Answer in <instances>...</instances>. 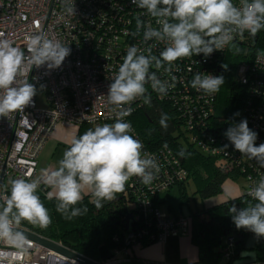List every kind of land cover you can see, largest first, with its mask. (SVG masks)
Masks as SVG:
<instances>
[{"label": "built area", "instance_id": "2783aa9c", "mask_svg": "<svg viewBox=\"0 0 264 264\" xmlns=\"http://www.w3.org/2000/svg\"><path fill=\"white\" fill-rule=\"evenodd\" d=\"M234 3L239 4V0H234ZM64 4L65 0H0L2 38L11 40L26 55L28 38L40 32L71 49L59 68L48 70L44 65L30 71L28 80L37 88V94L33 103L24 110L28 125L20 121L18 112L9 118L0 117V194H7L11 179H38L41 176L43 169L38 166V157L56 126L87 124L94 129L104 123L115 122L116 111L108 103L107 94L128 47L135 45L146 55V49L151 48L152 54L157 56L166 47L163 42L143 41L142 32L136 37L131 34L135 30L137 16L146 25L159 27L131 0H74L75 15L67 14ZM251 42L247 32L237 35L234 41L244 47L245 55ZM230 46L223 51H214L207 58L200 54L179 59L173 63L169 73L162 69L158 71L162 81L172 83L175 76V86L162 96L146 85L151 103L145 104L142 99H137L131 105H125L133 110L124 119L131 123L130 117L144 108L160 106L166 109L179 123L183 135L180 139L185 137L186 142L203 154L219 160L225 170L237 172L245 183L241 195L251 199L247 193L264 176V168L235 150L224 133L233 123L247 119L249 128L258 134L256 145L264 143V51L238 62L234 67V79L242 89L243 97L233 117L226 113L225 107H219L218 92L208 95L190 85L197 72L220 76L222 61ZM150 70L156 71L154 67ZM39 98H43L46 108L38 107ZM133 130L131 134L143 143V152L156 159L160 171L151 185L142 184L137 177L127 182L125 189L133 203V210L129 211L132 219L123 246L114 249L104 264L132 259L133 248L137 245L163 242L170 236L190 235L188 215L162 211L158 204L161 194L189 180L187 170L167 145L149 149L134 127ZM226 144L228 147L225 149ZM29 171L33 175L26 177ZM46 188L42 184L37 191H45ZM20 228L34 232L21 225ZM250 234L256 237L254 233ZM28 240L31 247L25 256L10 257L0 264H77ZM223 243L220 250L227 260L233 254L234 238L227 236ZM0 249L15 251L2 242Z\"/></svg>", "mask_w": 264, "mask_h": 264}, {"label": "clouds", "instance_id": "9594fccd", "mask_svg": "<svg viewBox=\"0 0 264 264\" xmlns=\"http://www.w3.org/2000/svg\"><path fill=\"white\" fill-rule=\"evenodd\" d=\"M131 3L144 10L159 26L146 25L137 16L131 34L136 37L142 32L143 41L163 42L166 47L158 56L152 54L151 48L146 49V55L135 45L128 47L107 94L108 103L116 111L115 122L89 128L78 138H72L55 170L43 169L38 179L8 181L7 194H0V242L15 251L0 249V261L22 258L29 252L30 242L20 229L23 222L41 229H47L52 223L48 208L37 194L42 184L51 189L47 198H55L56 211L67 220L87 214V205L75 207L83 200L85 189L93 197L91 203L100 209L104 202L113 201L117 194L124 192L132 177L151 185L160 166L154 157L143 152V143L131 134L132 124L124 118L133 109L124 106L137 99L151 103L146 85L159 95H167L175 86L176 77H172V83L162 81L157 72L161 69L171 72L175 61L200 54L207 58L216 50L223 51L234 45L237 35L247 32L255 37L264 30V0H239V4L234 0H131ZM64 11L76 14L74 0H65ZM2 37L0 33V117L9 118L18 112L20 121L28 125L24 110L37 94V88L28 80L30 71L44 65L48 70L59 68L71 49L40 32L28 38L26 55L11 40ZM153 67L156 71L150 70ZM224 83L222 75L199 72L190 81L193 89L208 95L219 92ZM169 119L167 113L161 114L159 124L165 130ZM224 135L235 150L264 168V143L256 145L258 134L249 128L247 119L233 123ZM179 155L184 157L185 151L181 150ZM32 175L31 171L26 173V177ZM247 195L251 199L244 202V207L238 209L232 205L229 213L238 230L245 229L257 238H264V176Z\"/></svg>", "mask_w": 264, "mask_h": 264}, {"label": "trees", "instance_id": "16d2710c", "mask_svg": "<svg viewBox=\"0 0 264 264\" xmlns=\"http://www.w3.org/2000/svg\"><path fill=\"white\" fill-rule=\"evenodd\" d=\"M248 35L252 42L247 54H244V47L234 43L222 61L227 68L220 69V75L224 77L225 83L218 92V104L219 107H225L226 113L231 117L240 107L243 97V91L234 79V67L238 62L249 60L250 56L264 51V30L258 32L255 37ZM162 113H167L170 117L166 130L159 124ZM130 120L147 148L155 149L167 145L178 156L188 172V181H192L195 186L194 193L198 194L203 202L220 195L226 180L238 181L241 178L237 172L225 170L216 158L203 154L186 141L185 143L181 141L180 137L183 135L180 133L179 123L166 109L160 106L144 108L134 113ZM89 128L91 127L87 124L78 126L75 137L78 138ZM181 150L185 151L184 157L179 155ZM188 181L176 185L181 195L180 204L189 203L186 192ZM48 191L50 189L46 188L45 191H37V194L40 195L52 218L49 227L41 229L27 222H23L21 226L45 238L61 242L63 246L96 261L110 258L114 249L123 246V239L128 231L123 220L126 214L133 210V205L129 207L132 200L126 189L117 194L113 201L104 202L100 209H96L91 203L93 197L90 191L83 194V200L75 207L87 205L88 212L71 220L65 219L56 211L57 201L55 198L51 200L47 198ZM249 200L246 196L240 195L218 204H206L202 210L189 214L190 237L198 251L197 260L193 264H264V239L252 236L251 232L245 229L238 230L229 213L232 205L241 208L244 207V202ZM227 236L234 238V249L233 254L226 260L220 249L224 245L223 239Z\"/></svg>", "mask_w": 264, "mask_h": 264}, {"label": "crops", "instance_id": "0c3cea01", "mask_svg": "<svg viewBox=\"0 0 264 264\" xmlns=\"http://www.w3.org/2000/svg\"><path fill=\"white\" fill-rule=\"evenodd\" d=\"M77 129L78 127L72 124L58 125L55 127L38 157V166L40 169L48 168L55 170L57 168L55 163L53 164L52 162L53 151L57 149L59 143L63 142V139L65 138L67 146L69 147L72 138L76 135ZM227 181L236 182V180L232 179H228L225 182ZM176 187L179 191L178 186ZM222 189L223 190L220 195L204 201V205L218 204L228 199L238 197V193L235 192V189L232 185H230V183H227L226 187L223 184ZM88 192L89 190H86L83 194ZM160 196L158 197V204L162 211L187 215L182 211L183 204L179 205L178 210L174 209L171 205L164 208L162 206L164 200L161 199ZM197 257V247L192 242L190 235L185 237L170 236L163 242H153L135 246L132 251V259L128 261L121 259L115 264H193L196 262Z\"/></svg>", "mask_w": 264, "mask_h": 264}, {"label": "rangeland", "instance_id": "374dc122", "mask_svg": "<svg viewBox=\"0 0 264 264\" xmlns=\"http://www.w3.org/2000/svg\"><path fill=\"white\" fill-rule=\"evenodd\" d=\"M38 107L46 108L47 105L45 104L43 98L38 99ZM63 142H60L59 145L57 146V149L53 151V158L52 162L53 164L58 167V162L62 158L63 152L68 148L67 143H66V138L63 139ZM181 141L185 143V140L181 138ZM48 155V153H47ZM230 183V185L233 186L235 189V192L238 193V196L241 195L243 188L245 187V183L242 178H239L238 181L232 182V181H227L224 183V186L226 187V184ZM87 189H85L84 192H86ZM195 191V186L192 181H188L186 184V192L188 195L189 203L188 204H183L182 205V211L183 213L191 214V212H196L198 210H202L204 208V202L201 200V198L198 196V194L194 193ZM161 199L164 200V203L162 206L164 208H167V206L171 205L174 209L178 210V207L180 205V199L181 195L179 194V191L177 187H173L170 189L169 192H166L165 194L160 196ZM133 203L129 202V207H132ZM108 259H102L101 261L104 262Z\"/></svg>", "mask_w": 264, "mask_h": 264}, {"label": "water", "instance_id": "95a60500", "mask_svg": "<svg viewBox=\"0 0 264 264\" xmlns=\"http://www.w3.org/2000/svg\"><path fill=\"white\" fill-rule=\"evenodd\" d=\"M239 209V208H238ZM132 219L131 212H128L123 220L125 229H128L129 221ZM21 229V228H20ZM27 235V238L34 241L35 243L52 250L53 252L68 258L77 264H104L102 261H96L91 258H88L76 251H73L63 245L58 244L57 242L45 238L35 232H30L24 229H21Z\"/></svg>", "mask_w": 264, "mask_h": 264}]
</instances>
